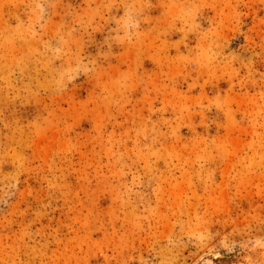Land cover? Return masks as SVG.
Listing matches in <instances>:
<instances>
[{
	"label": "rangeland",
	"instance_id": "1",
	"mask_svg": "<svg viewBox=\"0 0 264 264\" xmlns=\"http://www.w3.org/2000/svg\"><path fill=\"white\" fill-rule=\"evenodd\" d=\"M0 264H264V0H0Z\"/></svg>",
	"mask_w": 264,
	"mask_h": 264
}]
</instances>
